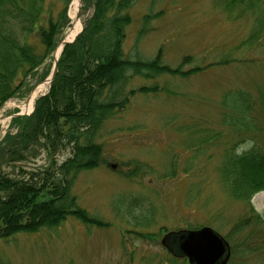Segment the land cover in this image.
Segmentation results:
<instances>
[{"label":"rangeland","instance_id":"374dc122","mask_svg":"<svg viewBox=\"0 0 264 264\" xmlns=\"http://www.w3.org/2000/svg\"><path fill=\"white\" fill-rule=\"evenodd\" d=\"M152 1L142 0L132 10L125 54L134 51L141 19L152 10L162 15L140 44L145 55L163 48L172 66L185 56L213 65L187 79L129 81L127 94L141 85L159 84L167 91L136 92L95 140L103 164L73 183L78 207L104 225L70 217L54 230L0 240V264H190L161 242L171 232L203 227L229 242L228 264H264V191L251 202L237 198L223 172L225 162L253 145L264 153V8H227L225 0ZM72 11L73 4L71 22ZM91 14L82 7L81 26ZM54 60L52 53L0 111V142L16 134L14 116L46 83ZM48 91L43 86L37 98ZM240 94L255 103L243 115L223 104ZM33 141L25 139L22 160L10 162L6 152L0 154V173L29 181L73 155L70 145L50 149L45 140Z\"/></svg>","mask_w":264,"mask_h":264},{"label":"trees","instance_id":"16d2710c","mask_svg":"<svg viewBox=\"0 0 264 264\" xmlns=\"http://www.w3.org/2000/svg\"><path fill=\"white\" fill-rule=\"evenodd\" d=\"M141 1L83 0V9H92V14L85 20L82 33L65 47L49 92L37 101L32 116L13 119L17 133L6 135L0 143V154L6 152L10 162L24 159L25 139H33V143L45 140L50 149L70 145L73 155L29 181L0 173V240L54 230L70 217L103 226L102 221L78 207L73 183L83 172L103 164L102 146L95 140L106 122L125 109L136 92L148 95L167 91L159 84L141 85L127 94L129 81L163 76L187 79L213 65H199L194 57L185 56L172 66L165 62L163 48L154 56L145 55L140 44L153 21L162 15L152 10L141 19L133 46L135 54H125L128 31L134 23L132 10ZM71 2L0 0V111L9 99L21 94L25 80L55 50L69 25ZM224 5L253 10L264 8V0H225ZM188 65L193 66L185 69ZM240 95L234 102L223 104L243 115L255 103ZM261 108L264 110V100ZM254 147L236 153L223 169L233 195L248 202L264 191V153Z\"/></svg>","mask_w":264,"mask_h":264},{"label":"water","instance_id":"95a60500","mask_svg":"<svg viewBox=\"0 0 264 264\" xmlns=\"http://www.w3.org/2000/svg\"><path fill=\"white\" fill-rule=\"evenodd\" d=\"M68 33L59 43V46H62L61 52L67 44L75 39L71 40ZM57 63L58 59L50 81H53L56 75ZM161 243L173 256L187 258L190 264H228L231 257L228 241L210 227L171 232L163 238Z\"/></svg>","mask_w":264,"mask_h":264},{"label":"bare ground","instance_id":"6f19581e","mask_svg":"<svg viewBox=\"0 0 264 264\" xmlns=\"http://www.w3.org/2000/svg\"><path fill=\"white\" fill-rule=\"evenodd\" d=\"M79 4H80V0H75L74 1V5H73V11H72V17L75 20V29H73V31L71 30L68 34L70 35V39L74 38L75 35L77 34V32L81 29V25L80 22H78L76 20V14H77V10L79 8ZM44 87L47 86V83H45L43 85ZM43 86H41L38 90H36L35 92L32 93L31 98L29 99V101L26 104L22 105V112L27 114L30 113L33 110L34 107V101L37 98L39 92L43 89Z\"/></svg>","mask_w":264,"mask_h":264}]
</instances>
